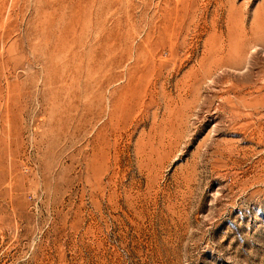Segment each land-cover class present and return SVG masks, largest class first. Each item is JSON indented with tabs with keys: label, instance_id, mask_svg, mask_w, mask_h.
<instances>
[{
	"label": "rangeland",
	"instance_id": "rangeland-1",
	"mask_svg": "<svg viewBox=\"0 0 264 264\" xmlns=\"http://www.w3.org/2000/svg\"><path fill=\"white\" fill-rule=\"evenodd\" d=\"M2 7L0 264H264V0Z\"/></svg>",
	"mask_w": 264,
	"mask_h": 264
},
{
	"label": "bare ground",
	"instance_id": "bare-ground-1",
	"mask_svg": "<svg viewBox=\"0 0 264 264\" xmlns=\"http://www.w3.org/2000/svg\"><path fill=\"white\" fill-rule=\"evenodd\" d=\"M2 3H3V0H0V17H1V15H2V9H3V7H2ZM5 4V3H4ZM2 20V19H1ZM0 24H2V27H1V31H0V40H3L5 37H6V34H7V32H6V30H5V25H6V23L4 24V23H2L1 21H0ZM7 27V26H6Z\"/></svg>",
	"mask_w": 264,
	"mask_h": 264
}]
</instances>
